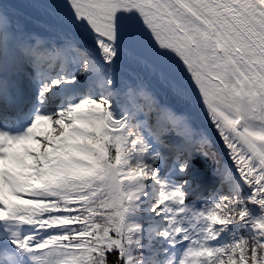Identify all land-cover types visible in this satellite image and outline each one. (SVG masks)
<instances>
[{"label":"snow or ice","instance_id":"obj_1","mask_svg":"<svg viewBox=\"0 0 264 264\" xmlns=\"http://www.w3.org/2000/svg\"><path fill=\"white\" fill-rule=\"evenodd\" d=\"M0 264H264V0H0Z\"/></svg>","mask_w":264,"mask_h":264}]
</instances>
